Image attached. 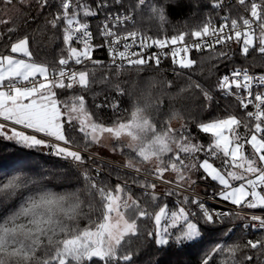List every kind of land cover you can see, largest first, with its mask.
Instances as JSON below:
<instances>
[{
	"label": "snow or ice",
	"instance_id": "6c2138e0",
	"mask_svg": "<svg viewBox=\"0 0 264 264\" xmlns=\"http://www.w3.org/2000/svg\"><path fill=\"white\" fill-rule=\"evenodd\" d=\"M13 2L0 0L5 7ZM33 2L36 18L55 3L56 11L44 15L41 28H61L64 47L58 61L51 65L38 63L30 51V39L35 41V37L25 34L12 42L15 29H8L11 54L0 49V140L12 142L21 151L32 150L29 155L48 149L43 154L68 161L76 169L83 168L79 172L83 191L89 197H99L100 218L92 220L84 212L81 189L55 192L48 188L47 177L26 163L21 173L0 180V264H135L133 238L143 239L145 249L150 244L159 257L161 253L180 254L199 248L206 234L220 233L221 228V240L230 238L237 227L230 224L232 219L245 221L239 226L245 230H264V215L243 211L264 209V74L253 75L247 68L234 66L214 85L205 87L193 79L198 71L202 72L203 59L190 56L193 50H208V60L216 61L212 65L216 68L232 61L235 52L229 45L235 42L239 55L247 58L256 52L264 57V0H237L248 13L239 19L227 13L220 15L226 11L224 0H209L221 21L218 26L208 15L194 29L155 37L138 28L126 32L121 29L128 23L135 25L147 13V20L158 21L163 31L168 23L165 4L170 0H164V4L133 0L127 5L125 0H95L94 7L87 0H20L22 4ZM101 12L104 20L98 25V35L104 43L94 45L88 18ZM7 22L0 20V24ZM186 36L191 38L187 42ZM99 48L107 50L109 62L93 57ZM154 48L159 51L149 52ZM169 56L175 66L173 72L187 80L177 96L192 91L203 98L207 110L213 102L219 103L213 94L219 92L245 110L244 119L230 113L225 118L198 121L199 133L211 134L207 146L192 134L188 121L180 128H172L168 121L158 126L151 109L157 113L160 109L150 102L151 90L158 83L171 88L173 82H158L155 77L147 82L144 102L133 104L126 121L118 115L121 109L117 97L105 96L97 103L100 93H92L89 103L85 93H90L95 83L108 85L112 77L119 78L125 71L139 74L147 67L159 69ZM97 67L106 70L99 81L95 78ZM113 90L120 97L130 95L119 83ZM250 106L254 110L247 111ZM93 107L94 112L90 111ZM103 108L116 116L111 124L100 118L99 110ZM175 118L183 119L177 111L169 120ZM76 133L82 134L85 142L82 150H73V146L79 147ZM104 140L116 142L112 152L127 150L129 157L120 168L108 165L116 172L114 188L100 178L102 166L108 162L89 151L93 146H102ZM213 160H219V166L210 162ZM122 170L125 175H121ZM166 174H172V178ZM209 178L217 184L212 198L235 209L213 211L206 207L195 189L198 181ZM161 185L163 191H157ZM133 186L139 195L133 194ZM88 208L92 210L93 205L89 203ZM85 217L88 225L81 228L79 220ZM144 220L154 221L153 230L146 234L140 226ZM245 249L264 252V236L248 239L243 245L217 242L211 253H205L202 264H215L217 256L222 257L219 264H246L253 257L239 256Z\"/></svg>",
	"mask_w": 264,
	"mask_h": 264
},
{
	"label": "trees",
	"instance_id": "16d2710c",
	"mask_svg": "<svg viewBox=\"0 0 264 264\" xmlns=\"http://www.w3.org/2000/svg\"><path fill=\"white\" fill-rule=\"evenodd\" d=\"M92 6H95V0H87ZM133 0H125V4L132 3ZM158 4H164V0H156ZM0 8L4 11L0 12V20H6L7 23L0 24V49L4 51V54L10 53V42L8 41L9 28L15 29L12 33V42L15 41L17 37H23L28 34L30 37L34 36L35 41L30 39V51L33 52V59L35 62L44 63L51 65L58 61L61 55V49L64 47L62 43V30L61 28L52 29L48 26L46 29H42L41 26L44 25V15H48V12L54 13L56 11V5L53 4L51 9H47L44 15L36 18L37 12L34 2L32 4H22L20 0H14L11 6L5 7L0 3ZM232 8V7H231ZM165 11L168 18V23L163 26V31L159 25L158 21L147 20V13H145V18L143 20L137 19L135 25L130 24L128 30L139 29L141 31L147 32L151 36L162 35L166 32L167 35L171 36L176 34V30L189 31L201 25L204 18L208 15L213 17V20H219L216 13L211 9L209 0H170L169 3L165 4ZM225 11L220 12V15H224ZM51 17L49 16V19ZM90 26L94 32V45L103 44L102 38L98 35V25L102 20H104V13L101 12L95 17L88 18ZM4 44H8L7 48H4ZM74 46H76L74 44ZM235 52L232 57V61H225L220 63L218 67L213 68L212 65L216 61H209V51L205 50L202 53L194 52L191 58L201 60L203 59V70L198 71L193 79L198 80L205 87H210L214 85L217 78L222 76L225 72L234 66H239L242 68H247L251 71L262 72L264 71V57H261L256 52H251L250 55L245 58L239 55L240 49L235 42L229 45ZM220 47V46H219ZM217 47V48H219ZM105 49L99 48L93 52V56L96 59H101L105 57ZM13 55V54H12ZM105 61V60H102ZM106 62V61H105ZM234 62V63H233ZM107 63V62H106ZM154 64V62H152ZM89 67H93L89 65ZM175 66L172 64V59H163L160 68L147 67L143 72L137 74L135 71H125L119 78L112 77L108 85L102 83H95L92 87L90 93H85L89 103L92 101V93H100L96 97V102L100 103L104 100L105 96L117 97L120 102L121 111L118 113L122 121L130 119V113L133 110V104L136 101L144 102V97L147 93V82L149 78L155 77L156 81H172L173 86L171 88L165 87L162 84H157L151 90L150 102L159 105V112L156 109H151L152 113L156 118V123L158 126L165 121H168L172 128H180L181 123L188 121L189 127L193 135L198 136L199 141L205 146L211 141V134L199 133L196 123L198 121L208 122L214 118H225L228 114H235L238 118L244 119L245 110L240 109L233 98H223L219 92H214V96L219 103L213 102L210 108L207 110L204 107V101L201 96L194 94L192 91L183 92L180 95H176L179 90L184 87L187 83L186 77H177L173 72ZM179 70V69H177ZM105 69L102 67L96 68L95 78L97 81L100 80L105 75ZM114 72L115 69L113 68ZM212 75H209V72ZM119 83L120 87L125 89L130 95L117 96V93L113 90V86ZM76 92L79 93L80 89L77 88ZM72 92L69 91L68 95ZM60 99H64L61 96ZM90 111H96L95 108H91ZM177 111L183 117V119L175 118L169 120L172 112ZM100 118L106 123L111 124L116 116L108 108H103L99 110ZM254 123V122H253ZM244 132V129H240ZM77 141L79 142V147L73 146L78 150H82L84 147V141L82 134L76 133ZM93 146L89 151L94 150ZM32 150H19L15 147L12 142H6L0 140V180H6L12 175L19 174L23 171L22 166L24 164H30L31 166L38 169L39 173L47 177V186L55 192H68L75 191L76 189H81L80 198L84 202L83 210L88 213L92 220H98L100 218L101 201L98 196L95 198L89 197L84 189V183L82 179L79 178V172L84 171L83 168L76 169L72 167L71 163L63 159L55 158L54 156H48L43 153H47L48 149H43V153L39 150L33 152L29 155L28 153ZM246 151L250 152L249 146H246ZM117 162L123 165L128 159L127 150L124 153H116ZM134 155V154H133ZM216 166H219V160L212 161ZM91 164V162H89ZM109 163L102 166L100 178L106 181L109 187L115 186L117 183L116 172L109 168ZM116 168H120L117 165L111 164ZM111 173V175L109 174ZM92 174H95L94 171ZM121 175H125L122 170ZM166 176L171 179L172 174H166ZM195 178V177H194ZM198 184H208L209 188L200 187L202 191L212 194L213 190L217 188V185L208 180L198 181ZM160 187V186H158ZM164 188V186L161 185ZM133 194L139 195V190L135 189L133 186ZM162 201L161 203H163ZM170 206H172V201H167ZM91 203L93 209L89 210L88 205ZM173 210H174V206ZM259 209V208H258ZM153 211V209H149ZM158 210V209H156ZM264 210V209H259ZM237 219V218H236ZM235 220V219H232ZM88 218H81L79 220V225L81 228L88 225ZM230 224H233L230 220ZM141 231L146 234L147 231L153 230L154 221L144 220L140 222ZM224 229L221 228L220 233H223ZM220 233L206 234L207 239L204 244L196 249H189L180 254L169 253L164 255L161 253L159 257L155 254V250L149 244L147 248L143 246V239L133 238L131 243V249L137 253L134 256L135 264H202V258L205 253H211V248L217 242H224L228 244L240 243L243 245L248 239L256 240L264 236V233H247L242 227H236L231 237L226 240H221ZM149 241L151 238H147ZM251 255L253 257L252 261L246 262V264H264V252H258L257 250L245 249L243 252L239 253V256ZM222 257H215V264H219Z\"/></svg>",
	"mask_w": 264,
	"mask_h": 264
},
{
	"label": "built area",
	"instance_id": "2783aa9c",
	"mask_svg": "<svg viewBox=\"0 0 264 264\" xmlns=\"http://www.w3.org/2000/svg\"><path fill=\"white\" fill-rule=\"evenodd\" d=\"M257 2H259V0H257ZM224 4L226 5V11H225V14H230L233 18H237L239 19V17L241 15H244V16H247L248 13L245 11V8L244 6H241L237 3V0H224ZM232 7V8H231ZM221 21L220 20H215L214 23L218 26L219 23ZM131 23H128L127 25H125L121 31L122 32H126V31H131V30H128L126 28H128V26H130ZM255 27V25H254ZM90 30L91 32L93 33V41L92 43L94 44V41H95V37H94V32L90 26ZM256 32H257V35L259 33V29L256 28ZM186 42L189 41L191 38L186 36ZM103 40V39H102ZM104 43V41H103ZM232 43V42H231ZM219 47V46H217ZM105 49V48H104ZM122 50V49H121ZM151 51H159L158 49H151L149 50V52ZM165 51H168L167 49ZM195 52V50H193L191 53H190V56ZM105 57L104 58H101L100 60H105L106 62H109V54L107 52V50L105 49ZM181 56H183L184 54L181 53L180 54ZM94 57V56H93ZM95 58V57H94ZM179 58V57H178ZM167 59H172L171 56H169ZM249 70V69H248ZM228 72V71H227ZM227 72H225L224 74H226ZM250 74H253V75H261V74H264V71L262 72H256V71H251L249 70ZM222 74V75H224ZM39 79V77H38ZM254 110L251 106L249 107V109H247V111H252ZM204 188H209L210 185L208 184H198V187H196V192L199 194L201 200H204L206 202V207H208L210 210H225V209H235V206L233 205H230L228 204L227 202H223V201H220L218 198L216 199H213L212 198V194H208L204 191H202V187ZM201 187V188H200ZM237 211H240L239 209H236ZM244 212H248L249 214H258V215H264V210H259V209H251V210H248V209H245L243 210ZM233 224L237 225V227H239L240 225H243L245 223V221L243 220H240L239 218L235 219V220H231ZM245 230V229H244ZM247 233H264V230H256V229H247L245 230Z\"/></svg>",
	"mask_w": 264,
	"mask_h": 264
},
{
	"label": "rangeland",
	"instance_id": "374dc122",
	"mask_svg": "<svg viewBox=\"0 0 264 264\" xmlns=\"http://www.w3.org/2000/svg\"><path fill=\"white\" fill-rule=\"evenodd\" d=\"M115 143L116 142L113 140H104L103 145L102 146H95L93 151L97 152L98 155L101 158H103L104 160H106L109 164H114V165L121 167L122 165L119 164V162H117V160L115 159V158H117V155H116L117 152L114 153L111 151V149ZM73 150H78V149L73 148ZM118 152H120V151H118ZM210 162H212V161H210ZM140 166L144 167V168L151 167V165H149V164H141ZM214 183L216 184V182H214ZM238 183L239 182H234V184H238ZM163 189L164 188L160 186V187H158L157 191H163ZM162 223H165V222L162 221Z\"/></svg>",
	"mask_w": 264,
	"mask_h": 264
},
{
	"label": "crops",
	"instance_id": "0c3cea01",
	"mask_svg": "<svg viewBox=\"0 0 264 264\" xmlns=\"http://www.w3.org/2000/svg\"><path fill=\"white\" fill-rule=\"evenodd\" d=\"M13 55H17L18 58H25V57L20 56L19 54H13ZM25 59H27V58H25Z\"/></svg>",
	"mask_w": 264,
	"mask_h": 264
}]
</instances>
